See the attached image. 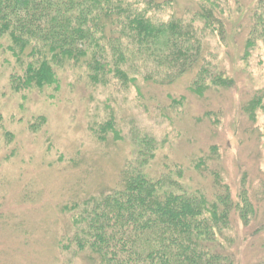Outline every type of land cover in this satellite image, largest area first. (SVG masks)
<instances>
[{
    "label": "trees",
    "instance_id": "obj_1",
    "mask_svg": "<svg viewBox=\"0 0 264 264\" xmlns=\"http://www.w3.org/2000/svg\"><path fill=\"white\" fill-rule=\"evenodd\" d=\"M174 3L0 0V48L9 55L8 85L23 102L31 92H58L65 74L81 76L95 89L112 82L126 93L133 88L134 103L143 112L147 88L164 91L157 107L161 113L181 108L185 97H170L167 89L182 79L192 99L207 103L197 130L206 145L186 169L157 162V153L171 145L167 138L158 144L134 134L129 137L132 153L122 161L112 188L60 209L69 214L70 228L62 236H48L57 264H241L242 248L250 249L245 264H264L255 262L257 244L264 245V91L248 94L238 108L237 129L256 155L242 163L234 157L230 171L217 153L223 136L218 113L210 109L211 95L229 89L232 81L220 63H212L208 37L226 39L239 3L185 0L178 11ZM245 26L244 51L257 43L264 49V0L253 3ZM31 120L26 131L42 133L45 117ZM88 130L96 142H125L113 113ZM0 144V151L8 152L5 160L15 157L16 136L3 127L1 112ZM60 255L68 260L58 262Z\"/></svg>",
    "mask_w": 264,
    "mask_h": 264
},
{
    "label": "rangeland",
    "instance_id": "obj_2",
    "mask_svg": "<svg viewBox=\"0 0 264 264\" xmlns=\"http://www.w3.org/2000/svg\"><path fill=\"white\" fill-rule=\"evenodd\" d=\"M173 1L177 11L185 6V0ZM233 1L239 4L227 25L226 39L209 36L206 46L212 63H220L232 81L229 89L210 97L214 102L210 109L218 113V133L223 136L217 153L228 171L234 167L235 158L242 163L249 154L256 155L253 144H248L246 135L237 129L238 108L248 94L264 91V49L257 43L244 51L246 16L256 0ZM8 61L9 55L0 48V112L3 127L14 133L18 144L15 157L9 160L4 158L8 152L0 151V264H57V252L48 236H62L70 228L69 214L60 209L112 188L118 168L132 153L131 135H145L158 144L167 138L171 145L166 143L157 153V162H174L183 169L206 145L197 130L207 103L192 99L182 88L185 79L167 89L170 97H185L183 106L162 113L157 107L161 98L165 99L164 91L144 89L141 102L147 112H143L134 103L133 88L126 93L112 82L95 89L81 76L65 74L58 92H31L23 102L9 88ZM111 113L119 120L125 142H96L88 129ZM39 115L46 119L44 131L30 135L26 122ZM161 115L167 117V123ZM262 121L260 117L259 124ZM260 158L264 172V150ZM261 238L264 242V235ZM249 250L241 249V264L247 262ZM255 250V262H264V245L259 242ZM62 259L68 260L60 255L58 262Z\"/></svg>",
    "mask_w": 264,
    "mask_h": 264
}]
</instances>
